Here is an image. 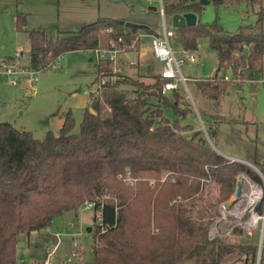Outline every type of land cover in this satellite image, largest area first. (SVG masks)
<instances>
[{
    "label": "trees",
    "instance_id": "1",
    "mask_svg": "<svg viewBox=\"0 0 264 264\" xmlns=\"http://www.w3.org/2000/svg\"><path fill=\"white\" fill-rule=\"evenodd\" d=\"M209 1L166 0L165 17L189 12L198 17L195 25L174 28L175 40L183 49L196 51L199 40L206 38L217 51L218 71L233 68L242 79L262 74L264 2L252 0L260 2L256 24L228 32L217 21L202 22ZM213 1L220 5L239 0ZM27 16L17 13L16 28L27 33L31 66L43 70L67 52L155 34L149 26L126 28L122 19L98 17L79 30L53 37L46 30L26 29ZM110 74L109 67L98 63L95 82ZM154 78L149 84L127 76L104 83L98 95L90 96L77 133L71 110L61 115L59 131L48 130L43 138L0 122V264H18L24 235L49 228L55 218L88 201L96 202L102 223L94 234L93 260L81 264H235L244 254L255 261L257 245L209 239V222L195 218L193 209L207 185L218 187L221 203L234 194L239 175L247 174L258 184L262 178L246 163L185 135L193 126L181 124L187 110L180 105L179 89L162 95L167 78L161 73ZM198 84L203 96L214 100L237 86L221 81ZM146 95L162 96L164 106L178 118L169 120L164 108L152 107ZM211 126L208 130L217 134ZM258 212H263V202ZM234 231L241 234L238 228Z\"/></svg>",
    "mask_w": 264,
    "mask_h": 264
},
{
    "label": "rangeland",
    "instance_id": "2",
    "mask_svg": "<svg viewBox=\"0 0 264 264\" xmlns=\"http://www.w3.org/2000/svg\"><path fill=\"white\" fill-rule=\"evenodd\" d=\"M158 7V0H0V57H14L17 51H23V62L29 61L30 43L27 33L16 28L19 11L28 15L26 29L46 30L53 37L60 31L79 30L98 17L122 19L126 23V28H129L130 24L149 26L156 33L163 34L164 24L169 29L174 28L172 16L165 17L164 20ZM259 8L260 2L252 0H239L220 5L210 0L205 6L201 20L209 24L217 21L228 32H234L240 27L256 24ZM154 36L155 34H144L141 37L140 47L147 50V55L143 57L145 65L141 66V72L129 68L127 77L139 79L146 84L155 81L154 76L158 74L157 69L160 65L156 64L153 52L149 53ZM171 43L176 57L185 58L182 46L174 37ZM195 54L198 56L197 63L187 60L181 67L184 75L189 78L187 85L181 82L178 86L181 93L180 105L187 110L186 116L180 118L181 124L193 126L185 135L211 145L226 158L230 159V155L241 162H247L246 164L260 175L263 183L258 184L251 176L241 174L237 184L240 193L236 194V188L232 197L221 203L218 187L215 184L207 185L203 193L195 199L193 214L197 219L203 218L208 221L209 229L218 228L221 236L218 238L259 247L260 242L263 244L264 241V174L261 171H264V72L262 74L257 72L253 81L239 83L241 89L230 88L219 100L206 98L201 93L199 80L196 78L201 75V61L204 57L210 58L211 72L217 69V51L210 47L206 38H201ZM124 57H136L140 64L143 61L140 54L134 52ZM98 59L96 52L91 50L71 51L59 57L51 68L37 72L33 81L13 86L5 78H0V122H10L17 128L32 131L37 138H43L48 130L57 133L61 127V115L71 110L76 122L73 132H79L89 102V97L83 93L89 87L90 89L96 87ZM103 64L105 67L108 66L105 62ZM150 71L151 74L148 73ZM221 74L229 75L233 81L232 70L224 69ZM124 86L132 91L135 89L131 84ZM252 87L255 91H252ZM75 92L78 94L75 95ZM170 94L171 92H168L167 95ZM146 98L152 107L162 106L165 116L172 122L178 118L174 110L164 106L162 96L146 95ZM217 120L222 122L217 124L215 122ZM203 123L206 127L208 124L212 125L213 129L216 127L217 134L209 130L208 137ZM252 184L262 190V197L253 205L257 215L262 218L258 221V229L248 231L245 222L252 214L249 207ZM262 202L263 212L259 213L258 207ZM228 203L237 209V217L230 218L223 213L222 206L227 204V207ZM100 216V211L82 206L78 210L67 211L55 218L50 233L57 235L62 245L51 257L52 264H81L83 260L92 261L94 234L97 232ZM236 228L241 234L234 231ZM45 231L32 232L29 234L30 241L41 246V239H58L52 235L47 236L48 232ZM75 244L79 245L77 257L73 255L76 250ZM53 247L52 242L50 248ZM67 255H70V260L66 259ZM22 256L31 258L28 244L19 246L18 257ZM43 256L41 255V258Z\"/></svg>",
    "mask_w": 264,
    "mask_h": 264
},
{
    "label": "built area",
    "instance_id": "3",
    "mask_svg": "<svg viewBox=\"0 0 264 264\" xmlns=\"http://www.w3.org/2000/svg\"><path fill=\"white\" fill-rule=\"evenodd\" d=\"M158 1H159L158 9L165 20L164 0H158ZM143 35L144 33H140L137 37L133 38L130 43H126L122 38H119L118 40L112 39L109 41L107 46L99 45L94 49V51L96 52L99 58L98 63L103 64V62H105L108 65L107 67H109V69L112 71V74L104 76L101 78L100 82H96L95 89H90V87L85 89L84 93L88 95L89 98L91 95H98L99 90L104 83H106L107 81H115L116 79L124 78L129 68H132L138 64V60L136 57L125 58L124 56L132 52L137 53L139 51V49L136 48V46L138 41H140L141 44V37ZM174 35H175L174 28L169 29L164 24L163 34L155 35L152 40L151 51L153 52L155 58L163 63V68L160 73L164 78H167L166 82L162 87V91H161L162 95H167L168 92L178 89V86L181 82L187 85V81L189 80V78L184 75L181 67L183 64L187 62V60L193 63H197L198 61V56L195 54V51H188L185 49H183L185 58L178 59L176 57L171 43V39L174 37ZM22 58H23V51H17V54L14 57H0V78H5L7 82L13 86L21 85L26 81L29 82L35 80L36 73L43 69L33 68L31 66L30 56H29V61L27 62H23ZM228 69L234 72L233 68H228ZM196 80H199L200 82L207 81L211 83H216L218 81L234 82V84L238 85L243 81L244 82L248 80L253 81L254 78L242 79L239 73L234 72V78L233 81H231L232 80L231 77L227 74L222 75L221 71H218V67H217V69L214 72H211L210 69V74L208 76L200 75L198 78H196ZM203 128L209 137L208 127H206L204 123H203ZM230 160L235 161V159L232 158H230ZM254 203H255L254 201L252 202L250 200V196H249V204H250L249 207L252 214L249 217V219L245 222V226L247 227L248 231L258 229L259 228L258 221L260 218H262V216L257 215V213L255 212V206H253ZM228 204L229 205L227 207H226L227 204L222 206L223 213L226 216H229L230 218L237 217L238 216V213L236 212L237 209L231 207L232 206L231 203ZM83 206L86 208L95 209L96 202L88 201ZM101 223H102V218L100 216L99 225H101ZM212 228L209 229L208 231V237L210 239L221 237L219 234V229L214 228L212 230ZM45 230L47 231L48 228ZM156 231L158 232V229ZM59 244L60 241L58 240L56 243H54L53 249H51L49 245L46 246L47 254L45 259L41 262V264H51V257L56 252L57 248L59 247ZM78 247H79L78 244L74 245V248H78ZM261 249H262V241L260 242V245L258 247L256 259L254 262L251 261V259L248 258L246 254H244L241 257V260H239V262L237 261L235 264H261ZM73 255L77 256V253L74 252ZM18 262L26 263L24 258H19ZM29 264H34V260H32Z\"/></svg>",
    "mask_w": 264,
    "mask_h": 264
},
{
    "label": "crops",
    "instance_id": "4",
    "mask_svg": "<svg viewBox=\"0 0 264 264\" xmlns=\"http://www.w3.org/2000/svg\"><path fill=\"white\" fill-rule=\"evenodd\" d=\"M151 9H153L154 10V8H151ZM94 20V19H93ZM93 20H91V21H93ZM68 31V30H67ZM155 35H161L160 33H156L155 32ZM91 51H94V50H91ZM95 52V51H94ZM150 52H152L151 50H149V53ZM136 54H140V56H141V60H143L142 62H141V64H140V62H139V60H138V64L136 65V66H134V67H132V69L134 70V71H140L141 72V66L142 65H145V60H144V56H146L147 55V50L146 49H143L142 47H140V50H139V52H137ZM62 56V55H61ZM60 56V57H61ZM154 56V55H153ZM154 58H155V56H154ZM155 60L157 61L156 62V64L158 63V65H160V66H158V69H157V73H160L161 72V70H162V68H163V63L162 62H160L159 60H157L156 58H155ZM202 62V61H201ZM96 65H98V63L96 64ZM96 71H97V68H96ZM151 72L152 71H150V72H148V73H150L151 74ZM156 72V71H155ZM85 91V90H84ZM78 93H76L75 92V95H77ZM84 95H86L85 93H83ZM86 96H88V95H86ZM61 126H62V124H63V116H61ZM229 157L230 158H232V159H235V160H237L238 158H236V157H233V156H230L229 155ZM229 159V158H228ZM237 161H239V160H237ZM247 163V162H246ZM50 228H51V226L48 228V230L47 231H45V232H48V233H46V235L47 236H50V235H52V236H54V238L56 237V238H58V239H49V240H47V239H41L42 240V245L41 246H39V244H33L31 241H30V236H27V235H24V236H26L25 238L23 237V241L25 242L24 243V246H26L27 244L29 245V247H30V252H31V258L29 259L28 257H26V256H22L21 258H24L25 259V262H26V264H29L32 260H34V264H36L37 263V261H39V259L41 258V255H46L47 254V250H46V246L47 245H49L50 246V243H52L53 242V244L54 243H56L58 240L60 241V244H59V247L57 248V250H59V248L61 247V245H62V242H61V239H59V237H57V235L55 236L53 233H50ZM91 229V228H90ZM91 231V230H90ZM27 239V240H26ZM20 246V245H19ZM79 248V247H78ZM78 248H75L76 250H75V252L77 251V249ZM84 248V247H83ZM56 250V251H57ZM82 252V251H81ZM56 253V252H55ZM54 253V254H55ZM74 253V252H73ZM77 253V252H76ZM53 254V255H54ZM77 256H79V254L77 253ZM77 256H75V257H77ZM45 259V258H44ZM66 259L67 260H70V255H67V257H66ZM51 264H52V262H51Z\"/></svg>",
    "mask_w": 264,
    "mask_h": 264
},
{
    "label": "water",
    "instance_id": "5",
    "mask_svg": "<svg viewBox=\"0 0 264 264\" xmlns=\"http://www.w3.org/2000/svg\"><path fill=\"white\" fill-rule=\"evenodd\" d=\"M154 10H157L154 8ZM197 14L193 12L189 13H177L172 16V24L174 28H180L184 26H192L197 23ZM135 24H130V27ZM210 74V58L209 57H204L201 62V75L202 76H208ZM202 84L204 82H201ZM237 89H241V85L236 86ZM252 91H255V88L252 87ZM240 193V188L237 187L236 194ZM89 230H91L89 228ZM24 241H20L19 245H24Z\"/></svg>",
    "mask_w": 264,
    "mask_h": 264
},
{
    "label": "bare ground",
    "instance_id": "6",
    "mask_svg": "<svg viewBox=\"0 0 264 264\" xmlns=\"http://www.w3.org/2000/svg\"><path fill=\"white\" fill-rule=\"evenodd\" d=\"M261 197H262V190L260 188H258L255 184H252V189H251V194H250V200L252 202L253 201L255 202V201L259 200ZM256 221H257V218H256Z\"/></svg>",
    "mask_w": 264,
    "mask_h": 264
}]
</instances>
